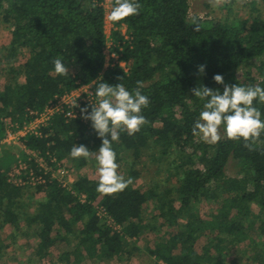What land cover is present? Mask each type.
Masks as SVG:
<instances>
[{
    "label": "trees",
    "instance_id": "obj_1",
    "mask_svg": "<svg viewBox=\"0 0 264 264\" xmlns=\"http://www.w3.org/2000/svg\"><path fill=\"white\" fill-rule=\"evenodd\" d=\"M138 2L139 14L115 22L119 29L111 36L112 50L127 63L126 71L118 62L106 66L105 0H0V20L12 29L5 58L13 63L24 59L7 70L11 81L0 90V136L6 133L4 119L23 124L30 110L41 111L56 95L81 86L94 83L95 88L101 77L129 91L141 81V93L150 101L142 109L148 122L132 136L121 131L112 145L117 163L122 154L132 156L133 182L122 192L99 194V180L87 176H80L72 190L50 176L40 185L16 186L6 178L15 157H0V230L10 226L12 236L37 240L36 258L53 254L60 264L130 261L140 251L136 240L149 232L163 235L144 247L153 258L150 264H227L232 248L241 246L252 252L250 260L264 264V133L249 150L242 139L229 140L225 133L209 145L191 131L205 102L194 97L192 88L204 85L222 92L216 74L225 84L264 87V14L237 18L226 3L227 15L213 24L189 19L190 0ZM54 58L64 62L68 74L55 73ZM254 105L264 118V104L257 100ZM75 144L94 154L72 158ZM101 144L91 121L66 122L62 115L43 129L42 137L27 138L31 150L53 154L78 171L97 162ZM146 153L158 164V174L162 169L169 174L164 188L155 180L149 189L135 187ZM230 162L238 167L237 177L226 174ZM173 176L177 184L166 186ZM41 193L45 196L38 199ZM150 202L157 214L148 221L144 212ZM203 203L211 206V217L201 215ZM97 206L123 227V235L102 224ZM7 248L0 238V263Z\"/></svg>",
    "mask_w": 264,
    "mask_h": 264
},
{
    "label": "clouds",
    "instance_id": "obj_2",
    "mask_svg": "<svg viewBox=\"0 0 264 264\" xmlns=\"http://www.w3.org/2000/svg\"><path fill=\"white\" fill-rule=\"evenodd\" d=\"M219 4L220 0H214ZM141 5L138 0H114L113 6L106 14V20L118 22L128 17L138 15ZM54 71L58 75H66L69 68L59 58L53 59ZM199 74L205 72V66L198 67ZM120 81L123 77H119ZM215 83L223 85V91L212 90L207 86H197L191 89L194 97L205 101L203 110L192 127V135L205 143L215 144L221 140L220 129L229 140H243L244 146L253 150L262 133H264V118L261 111L254 105L255 101L264 104V87L259 85L243 86L240 84H225L220 74L213 77ZM96 84L95 104L80 109L81 118L91 121V126L102 144L95 153L98 163L99 181L96 191L102 195H113L124 191L132 184L131 178H125L118 173L117 154L113 142L120 139L119 133L126 131L129 136L139 132L148 121L142 114V109L150 104L149 98L141 93L143 83L137 81V87L129 91L123 83L110 85L103 81ZM94 153L84 145H74L70 156L74 159H88Z\"/></svg>",
    "mask_w": 264,
    "mask_h": 264
},
{
    "label": "rangeland",
    "instance_id": "obj_3",
    "mask_svg": "<svg viewBox=\"0 0 264 264\" xmlns=\"http://www.w3.org/2000/svg\"><path fill=\"white\" fill-rule=\"evenodd\" d=\"M226 3H230V9L232 10V14L234 17L242 18V19H250L258 17V14H264V3L262 0H220L219 4H216L214 0H190V12H189V19L192 20L194 17H200L203 20L216 23L218 20H221L222 17L227 15V8L225 7ZM113 6V0H105L104 8L106 14L110 11L111 7ZM119 28L115 26V22H110L105 19V30L108 37V45L105 48L106 54V66L108 67L111 64L119 63L122 67L125 68L126 71L129 70V67L126 62L119 60V56L117 53L113 52V40L111 38L113 30H118ZM122 33H126V27L122 26L120 28ZM12 29L8 24L0 20V90L4 88V86L10 83V74L7 70L14 65H18L23 63L24 59L21 61H14L9 62L6 57L7 55V48H9L11 39H12ZM20 82H24V77L20 78ZM6 120V119H5ZM4 120V121H5ZM10 121V120H9ZM14 125L17 122L10 121ZM5 123V122H4ZM223 130L220 129V135L222 137ZM3 136L2 138H4ZM21 141L17 140L13 142L11 145L4 144L0 145V157L3 155L9 154L13 155L17 160L21 159L22 161H28L24 151L21 148ZM209 144V143H207ZM216 144V143H215ZM209 144V145H215ZM95 157V156H94ZM122 159L118 163L119 168L118 171L120 175H123L126 179L129 177L130 167L132 165V156L130 153L122 154ZM66 162V160H65ZM67 163V162H66ZM14 163L12 164V166ZM98 163L92 161L90 164L85 166L82 170L78 171L74 169L71 172V178L68 177L61 178L62 182L66 185H73L76 180L80 176H87L91 180H99L98 172ZM137 169L140 170V177L137 179L135 183V187L141 188L143 190L149 189L153 187L155 181L160 183V185L165 186L164 181L169 177L168 173L162 172L160 174L157 173L158 171V164L154 162L152 155H148L146 153L141 158V163L138 165ZM226 174L229 177H237L238 175V167L235 162H230L226 169ZM177 184V179L175 176L170 179V182L166 184L174 185ZM45 194L41 193L37 195L38 199L44 198ZM200 212L201 215L204 217H211L213 214L212 208L209 204L203 203L200 205ZM157 212L154 209V205L152 202L145 208L144 217L149 221L151 220ZM38 229V228H36ZM13 233V228L10 226H5L4 230H0V238L4 241V243L8 246L6 249V255L4 257V262L0 264H60L57 261L56 256L53 254L50 255L48 258L39 260L36 258V242L35 239H30L29 237H21L20 234L17 236ZM162 233H146L142 236L139 240H136V245L139 246L140 251L135 252L134 255L131 257L130 261L126 262H119L116 259L111 261H107L102 264H150L153 262V258L149 256V254L145 250L146 245H152L157 239L161 238ZM264 239V237H263ZM129 242H135V240H130ZM206 243V238L201 239L198 242V248L201 249L203 245ZM245 246H241L240 249L232 248V251L228 254V258L226 260L227 264H261L258 262H253L249 259L252 255V252L245 251ZM259 252L263 253L261 250ZM83 264H93V261H85ZM101 264V263H100Z\"/></svg>",
    "mask_w": 264,
    "mask_h": 264
},
{
    "label": "built area",
    "instance_id": "obj_4",
    "mask_svg": "<svg viewBox=\"0 0 264 264\" xmlns=\"http://www.w3.org/2000/svg\"><path fill=\"white\" fill-rule=\"evenodd\" d=\"M94 83L81 86L71 92L56 95L51 99L41 111L30 110L26 115L27 120L20 124L17 122L14 125L11 118H6L5 137L0 136V145L9 144L19 140L21 141V148L24 151L28 161L17 160L14 165L6 172V178L9 183L16 186L40 185L46 182V176L58 180L64 187L72 190V185H66L61 178H71V172L74 168H69L66 163L60 162L53 154L47 153L43 156L40 152L31 150L27 147V138L29 136L42 137L43 129L47 128L57 115H62L66 122L81 118L80 109L88 107L91 111V103L95 104L97 98L95 97ZM10 120V121H9ZM65 162V161H64ZM38 169V172L35 171ZM0 172H3L0 170ZM76 195L75 191H72ZM79 196V195H78ZM80 200L86 201V196L81 195ZM97 216L102 224L107 228L123 235V227L115 222L113 217L107 212L104 207L97 206ZM135 240V239H128Z\"/></svg>",
    "mask_w": 264,
    "mask_h": 264
}]
</instances>
